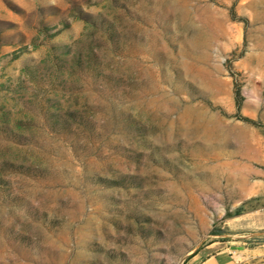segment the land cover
<instances>
[{
	"label": "rangeland",
	"instance_id": "obj_1",
	"mask_svg": "<svg viewBox=\"0 0 264 264\" xmlns=\"http://www.w3.org/2000/svg\"><path fill=\"white\" fill-rule=\"evenodd\" d=\"M222 250L264 264V0H0V264Z\"/></svg>",
	"mask_w": 264,
	"mask_h": 264
},
{
	"label": "crops",
	"instance_id": "obj_2",
	"mask_svg": "<svg viewBox=\"0 0 264 264\" xmlns=\"http://www.w3.org/2000/svg\"><path fill=\"white\" fill-rule=\"evenodd\" d=\"M188 264H238L230 250H222L207 254L204 258L193 257Z\"/></svg>",
	"mask_w": 264,
	"mask_h": 264
},
{
	"label": "trees",
	"instance_id": "obj_3",
	"mask_svg": "<svg viewBox=\"0 0 264 264\" xmlns=\"http://www.w3.org/2000/svg\"><path fill=\"white\" fill-rule=\"evenodd\" d=\"M231 8H232V6H231ZM234 98H235V102H236L237 108L239 109L240 103H241V100H242V96L240 94V87L237 84L234 86ZM239 117H241L242 119H244L246 121H250V122L253 121V119L248 117V116H239ZM238 209H239V207H238ZM215 234H218V233H215Z\"/></svg>",
	"mask_w": 264,
	"mask_h": 264
}]
</instances>
